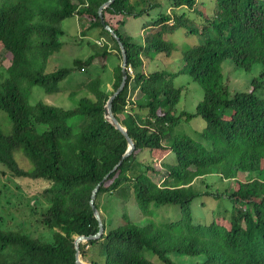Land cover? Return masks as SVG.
<instances>
[{"label": "trees", "instance_id": "obj_1", "mask_svg": "<svg viewBox=\"0 0 264 264\" xmlns=\"http://www.w3.org/2000/svg\"><path fill=\"white\" fill-rule=\"evenodd\" d=\"M107 1L0 0V62L11 60L6 81L0 82V112L11 125L7 135L0 127V167L7 168L12 179L33 180L32 186L44 183L38 190V205L45 210L41 223L54 231V243H46L4 230L0 223V264H77L76 237L100 230L91 205L93 192L128 150L127 138L105 117V106L123 80L122 65L115 73L114 90L103 87L100 77L90 81L91 96L80 99L76 110L32 106L28 94L38 87L57 95L71 75L67 70L44 74L47 60L62 49L61 22L68 18L87 20L88 32L100 31L114 44H90L93 53L85 62L76 61L77 69L107 68L114 50L122 59L120 43L105 29L99 13ZM160 1L117 0L104 10L127 50V68L134 72L128 71L127 86L113 112L136 149L103 182L95 203L100 210L101 195H133L139 218L125 211L122 223L108 229L101 215L106 233L82 243L81 256L89 264H264V95H257L264 85V0H214L199 31L186 14H163L144 26L145 43L122 31L128 19L149 15ZM195 5L196 0L170 1L171 11ZM181 27L189 35H210L183 52L179 74L148 71V53L155 50L169 57L175 44L167 35ZM225 60L244 71L260 64L261 79H253L249 91L231 95L221 73ZM181 75L190 76L203 91L194 114L177 109L183 88H177L174 79ZM23 84L28 89L20 87ZM196 116L205 122L200 140L174 135L181 121ZM17 154L31 163L29 170L20 166ZM170 154L176 163L166 162ZM210 176L237 182L223 190L206 182ZM196 178L203 180L206 191L196 190ZM14 184L22 192L17 198L23 199L20 182ZM204 195L229 199L230 215L209 216L202 207L206 216L195 218L192 204ZM152 203L179 204L180 217L158 223ZM142 216L144 224L139 222Z\"/></svg>", "mask_w": 264, "mask_h": 264}, {"label": "rangeland", "instance_id": "obj_2", "mask_svg": "<svg viewBox=\"0 0 264 264\" xmlns=\"http://www.w3.org/2000/svg\"><path fill=\"white\" fill-rule=\"evenodd\" d=\"M170 1L171 0H161L159 4L155 5V8L150 11L149 15H144L137 19L136 18L128 19L126 21V25L124 26V28H122V31L128 34L129 36H132L134 40L139 41L138 39H140L139 42L145 43L146 33L144 31V26L152 25L155 21H157L160 18L161 15L170 12H176V14L185 13L187 14L186 16L189 19L192 17L191 19L196 23L195 24V26L197 27L196 29L199 31L203 29L202 24L205 21L204 18L205 16L209 15V12L211 13L214 3V0H196L197 5H195L193 9L188 10L186 8H177V9L174 8L173 11H171L172 7L170 6ZM88 24L89 23L87 20L85 21L78 20L76 17H71L61 22V28L63 32L66 34L60 37L61 44H63L64 42L65 44L66 43L67 44L66 45L63 44L64 46L62 45L61 52H59L60 54L57 53V56L55 54L47 60L45 67L46 68L45 74H48V72L51 74L53 71L55 73L57 72V69L60 71L63 68L62 70L68 69L67 71H72L71 75L64 83L60 85V92L57 95L47 94V92L42 88H38V87H36L35 89L32 88L30 90V95L28 98L29 104L35 106L36 103L37 104L43 103L45 105L52 106L65 111L76 110L78 108L80 99L86 96H91L87 88L88 83L99 77L102 78L104 81L103 87H107L108 90H114L113 82L115 79V73L118 67L122 64V59L118 54L117 50H115L110 55L108 59V66L105 69L100 65H95L91 67L85 66L83 67V70H79L77 69V67H75L76 61L85 62L90 57V55L93 53L92 47L96 46L94 42H98L99 44L102 43L103 45L113 42L110 36L106 34L101 35L100 31L88 32L86 30ZM152 29L153 28H151V30ZM185 32H186L185 28H180V30L178 29L176 32L167 35V40H169L170 42L176 45L175 51L177 52L176 53L175 51L172 52L170 54L171 56L169 57H167L166 55L164 56V54H159L155 50L148 53V55L150 54L149 58H146L148 61L146 66L148 71L150 72L166 71L170 73L177 72L184 64V60L182 56L183 52H185V50H188V48H191L194 45L203 43V41L210 35L209 32H207L205 35L198 33L199 36L198 34H195L193 36V34L188 35V32L186 33ZM172 34L173 36L171 37L173 39L170 38V35ZM84 40H86V42ZM90 44H92V47L90 46ZM10 61L11 60L8 57H6L0 62L2 63L0 65V82H3L7 78V69L11 64ZM47 66L49 67V69ZM262 71L263 68L260 64L254 65L250 69V71L249 70L244 71L235 67L230 60H225L221 63V73L223 76V81L225 84H227L228 91L231 95L236 92L249 91L253 79L254 78L261 79L260 75ZM174 84L176 87H183V93L180 102L178 104L179 106H177L178 111L180 112L184 110L189 114H194L196 106L202 100V96H203L202 89L197 83H194L193 80H191V77L188 75L178 76L174 80ZM25 85L22 86L24 87V89L28 87L27 84ZM32 92L34 95L32 94ZM258 94L261 95L260 97H262V94L264 95V85L262 89L257 91V95ZM131 97H133V95ZM227 112L230 114L229 111ZM1 118L3 119V121L1 122L2 125L0 127H2L3 132L7 135L10 133L11 130L10 127L11 125H9L10 122L8 121L6 116L0 112V119ZM71 125H73V123H71ZM204 128H205V122L201 117L196 116L195 118L189 121H181L178 124V126L175 128L174 135L176 136L183 134L186 136H190L194 139L200 140V133ZM205 144L207 145V143ZM18 156L19 154L16 155L17 162H18ZM166 162L176 163L175 156L173 154H170V156L166 159ZM19 164L21 167H23L26 170H29L32 166L31 163L28 162V160L23 156H19ZM4 171L6 172V175L2 174ZM10 175L11 173L7 171V168H5L4 166L0 167V190H1L0 223H3L2 224L3 229L21 231L29 238H33L37 240L40 239V241L46 243H54V231L44 226L41 223V218H40L41 215H43V213L45 212V210L43 211L41 206L38 205L40 204L38 203V200H40L39 197H42V194L38 190L42 189L44 183L35 184L32 186L31 184L33 180H29L25 178L12 179L9 177ZM151 175H153L155 178L158 177V175H154L153 173H151ZM245 176L243 177V175H241L240 177L242 179H245ZM15 181L20 182L22 190L24 189L23 199L17 198L16 196V194H20L22 192L20 190V186L18 187L14 184ZM206 182L211 183V185H213V187L215 188L218 187L220 189L225 190L228 188H233L236 185L237 180L236 179L231 180L230 178L229 180H222L218 177L210 176L206 179ZM193 184L196 190L200 192L206 191V185L201 178H196ZM8 199L11 200L12 205H8V203H10ZM99 203H100L101 215L106 220L108 229H110L111 227L115 228V226H118L122 223V217L125 211H127L128 214L131 215L136 220L139 218V211L137 208L138 204L135 198L133 197V195H131L130 199H124V198H120L119 196L115 197L110 194H106V195L104 194L100 196ZM192 205H193L195 218L198 219L204 218L206 216L203 208L209 211V216H212L214 214L215 215L219 214L220 211L222 213L220 212L219 215H227V216L230 215L231 203L230 200L226 198L221 199L220 201L219 199H216L213 196L204 195V197L201 196L197 200H195ZM46 206L47 203H45L44 209L46 208ZM151 206L155 212V214H153L152 217L158 223L172 221V220L175 221L180 217L179 204L156 205L155 203H152ZM165 207H167V209ZM170 210L172 211V215L175 214L172 217ZM3 212H5V214ZM1 220L3 222H1ZM139 222L144 224L146 222V218L142 216V220ZM183 258L186 259L187 256ZM84 261L87 264H89V261L87 259L86 260L84 259Z\"/></svg>", "mask_w": 264, "mask_h": 264}, {"label": "water", "instance_id": "obj_3", "mask_svg": "<svg viewBox=\"0 0 264 264\" xmlns=\"http://www.w3.org/2000/svg\"><path fill=\"white\" fill-rule=\"evenodd\" d=\"M115 1L116 0L107 1L100 8V11H99L105 29L108 30L119 41L121 51H122V55H123V66H122L123 67V80H122V83H121L119 89L110 97L109 101L107 102V104L105 106V117L110 123H112L127 138L128 150L125 153V155L123 156L122 160L120 162H118L114 166V168L104 176V178L102 179V182L99 183V185L96 187V189L93 192L92 199H91V205H92L94 214H95V216L99 222L100 230L96 235H92V236L81 235V236L76 237L75 246H76V250H77V259H76L77 264H87L84 261L83 257L81 256L80 245L82 243H86L90 240H99V239L103 238L104 234L106 233V228H105V224L103 222L102 216H101V212L97 208L96 203H95L96 199H97V195L99 193V190H100L101 186L103 185V182L105 180H107L110 177V174L115 172L122 165V163L133 154V152L136 149L135 141L129 135L128 129L119 122V120L116 118V116L113 112L115 99L123 92V90L126 86V83H127V79H128V73H127V69H126L127 65H128L127 50H126L124 44L122 43V41L120 40V37L118 36L116 31L107 23V21L105 20V17H104V10L109 8Z\"/></svg>", "mask_w": 264, "mask_h": 264}, {"label": "bare ground", "instance_id": "obj_4", "mask_svg": "<svg viewBox=\"0 0 264 264\" xmlns=\"http://www.w3.org/2000/svg\"><path fill=\"white\" fill-rule=\"evenodd\" d=\"M116 1H117V0H116ZM113 4H114V3H113ZM196 5H197V3H196ZM152 8H153V7H152ZM152 8H151V9H152ZM196 9H197V8H196ZM203 9H204V8H203ZM208 9H209V8H208ZM208 9H207V10H208ZM183 10H185V9H183ZM209 10H210V9H209ZM197 11H198V10H197ZM204 11H205V10H204ZM205 12H206V11H205ZM183 14H185V13H183ZM196 14H197V13H196ZM206 14H207V13H206ZM186 15H187V14H186ZM189 15H190V14H189ZM197 15H198V14H197ZM158 16H159V15H158ZM158 18H159V17H158ZM186 18H187V17H186ZM191 18H192V17H191ZM191 18H190V19H191ZM191 20H192V19H191ZM192 22H193V21H192ZM200 22H202V21H200ZM152 25H153V24H152ZM120 28H121V27H120ZM181 28H182V27H181ZM194 28H195V27H194ZM187 29H188V28H187ZM179 30H180V29H179ZM120 31H121V30H120ZM152 31H153V30H152ZM158 31H159V30H158ZM66 32H67V31H66ZM78 32H79V31H78ZM175 32H176V31H175ZM186 32H189V31H186ZM186 32H185V33H186ZM122 33H123V32H122ZM190 33H191V32H190ZM195 33H196V32H195ZM195 33H193V36L195 35ZM67 34H68V33H67ZM64 35H66V34H64ZM64 35H63V36H64ZM80 35H81V34H80ZM184 35H185V34H184ZM188 35H189V34H188ZM67 36H68V35H67ZM81 36H82V35H81ZM171 36H173V34L170 35V38H172ZM198 36H199V34H198ZM82 37H83V36H82ZM87 37H88V36H87ZM196 37H197V36H196ZM85 38H86V37H85ZM142 38H143V36H142ZM145 38H146V37H145ZM187 38H188V37H187ZM80 39H81V38H80ZM86 39H87V38H86ZM91 39H92V38H91ZM172 39H173V38H172ZM172 39H171V40H172ZM81 40H82V39H81ZM138 40L140 41V39H138ZM149 40H150V39H149ZM149 40H148V41H149ZM198 40H199V39H198ZM198 40H197V41H198ZM84 41L86 42V40H84ZM91 41H92V40H91ZM146 41H147V40H146ZM187 41H189V40H187ZM88 42H89V41H88ZM149 42H150V41H149ZM174 42H176V41H174ZM199 42H201V41H199ZM170 43H172V42H170ZM186 43H187V42H186ZM197 43H198V42H197ZM63 44H65V42H64ZM63 44H62V45H63ZM66 44H67V43H66ZM66 44H65V45H66ZM199 44H200V43H199ZM180 45H182V44H180ZM190 45H191V44H190ZM63 46H64V45H63ZM175 46H176V45H175ZM186 46H188V45H186ZM197 46H198V45H197ZM183 48H184V47H183ZM116 49H117V48H116ZM119 49H120V48H119ZM167 49H168V48H167ZM188 49H189V48H188ZM183 50H184V49H183ZM183 50H182V51H183ZM165 51H166V50H165ZM165 51H164V52H165ZM174 51H175V50H174ZM174 51H173V52H174ZM185 51H187V50H185ZM57 52H58V51H57ZM60 52H61V51H60ZM162 52H163V51H162ZM167 52H168V51H167ZM176 52H177V51H175V53H176ZM178 52H180V51H178ZM149 53H150V52H149ZM59 54H60V53H59ZM154 54H157V53H154ZM165 54H166V53H165ZM167 55H168V54H167ZM56 56H57V54H56ZM147 56H148V57H146V58H149L150 54L147 55ZM153 56H155V55H153ZM164 56H165V55H164ZM170 56H171V55H170ZM182 56H183V55H182ZM146 60H147V59H146ZM150 60H151V59H150ZM158 60H159V59H158ZM164 60H166V59H164ZM53 61H55V60H53ZM156 61H157V60H156ZM172 61H173V60H172ZM147 62H148V61H147ZM152 62H153V61H152ZM159 62H160V61H159ZM161 62H162V61H161ZM164 63H165V62H164ZM167 63H168V62H167ZM49 64H50V63H49ZM81 64H82V62H81ZM83 64H84V63H83ZM146 66H147V65H146ZM47 67H48V66H47ZM58 68H59V67H58ZM45 69H46V68H45ZM48 69H49V67H48ZM60 69H61V68H60ZM62 69H63V68H62ZM62 69H61V70H62ZM67 70H68V69H67ZM47 71H48V70H47ZM57 71H59V70L57 69ZM173 71H174V69H173ZM175 71H176V70H175ZM249 71H250V70H249ZM84 72H85V71H84ZM163 72H164V71H163ZM7 73H8V72H7ZM52 73H54V71H53ZM52 73H51V74H52ZM158 73H159V72H158ZM167 73H168V72H167ZM31 74H33V73H31ZM44 74H45V73H44ZM44 74H43V76H45ZM48 74H50V73L48 72ZM51 74H50V75H51ZM178 74H179V72H178ZM8 75H10V74H8ZM33 75H34V74H33ZM36 75L38 76V74H36ZM53 75H54V74H53ZM25 76H26V75H25ZM174 76H177V74L174 75ZM9 77H10V76H9ZM175 78H176V77H175ZM10 79H11V78H10ZM16 79H17V78H16ZM254 79H255V78H254ZM26 80H27V79H26ZM191 80H192V78H191ZM1 81H2V80H1ZM5 81H6V80H5ZM194 81H195V80H194ZM25 82H26V81H25ZM25 82H24V83H25ZM27 82H29V81H27ZM196 82H197V81H196ZM194 83H195V82H194ZM4 85H5V83H4ZM24 85H25V84H23L22 86H24ZM188 85H189V84H188ZM16 86H17V84H16ZM22 86H20V87H22ZM25 86H26V85H25ZM126 86H127V84H126ZM30 87H31V86H30ZM248 87H249V86H248ZM23 88H24V87H23ZM182 88H183V87H182ZM5 89H6V88H5ZM17 89H18V88H17ZM26 89H28V88L26 87ZM34 89H35V88H34ZM18 90H19V89H18ZM20 90H21V88H20ZM20 90H19V91H20ZM30 90H31V89H30ZM124 90H125V89H124ZM4 91H5V90H4ZM9 91H10V90H9ZM9 91H8V92H9ZM14 91H16V89H15ZM28 91H29V90H28ZM28 91H27V94H28ZM24 92H25V91H24ZM261 92H263V91H261ZM261 92H260V93H261ZM3 93H4V92H3ZM11 93H12V92H11ZM13 93H14V92H13ZM122 93H123V92H122ZM5 94H6V93H5ZM5 94H4V95H5ZM14 94H15V93H14ZM32 94H33V92H32ZM132 94H133V93H132ZM28 95H30V94H28ZM33 95H34V94H33ZM112 95H113V94H112ZM258 95H259V94H258ZM259 96H261V95H259ZM28 97H29V96H28ZM32 97H35V96H32ZM95 99H96V98H95ZM28 100H29V99H28ZM90 100H91V99H90ZM36 104H37V103H36ZM36 104H35V105H36ZM178 106H179V105H178ZM177 108H178V107H177ZM183 111H184V110H183ZM186 113H187V112H186ZM192 119H193V118H192ZM197 121H198V120H197ZM198 122H199V121H198ZM184 124H185V123H184ZM9 125H10V124H9ZM182 125H183V124H182ZM10 127H11V126H10ZM188 128H189V127H188ZM10 131H11V130H10ZM122 164H123V163H122ZM246 174H248V172H247ZM220 175H221V174H220ZM242 175H243V177H244V174H242ZM110 176H111V174H110ZM240 176H241V174H240ZM240 176H239V178H241ZM246 176H247V175H246ZM105 181H106V180H105ZM36 199H37V198H36ZM108 203H109V202H108ZM218 206H219V205H218ZM165 208L167 209V207H165ZM168 208H169V207H168ZM216 208H217V207H216ZM0 209H1V208H0ZM166 209H165V210H166ZM172 210H175V209H172ZM34 211H35V210H34ZM170 211H171V210H170ZM170 211H168V212H170ZM165 212H166V211H165ZM165 212H164V213H165ZM218 212H219V211H218ZM220 212H221V211H220ZM220 212H219V214H220ZM3 213L5 214V212H3ZM170 213H171V217H172L173 215H175V214L172 215V211H171ZM174 213H175V212H174ZM221 213H222V212H221ZM33 215H34V214H33ZM4 216H5V215H4ZM7 216H8V215H7ZM10 216H11V215H10ZM35 216H36V215H35ZM40 218H41V217H40ZM7 227H8V226H7ZM32 239H33V238H32ZM39 240H40V239H39ZM95 241H96V240H95Z\"/></svg>", "mask_w": 264, "mask_h": 264}, {"label": "clouds", "instance_id": "obj_5", "mask_svg": "<svg viewBox=\"0 0 264 264\" xmlns=\"http://www.w3.org/2000/svg\"><path fill=\"white\" fill-rule=\"evenodd\" d=\"M111 26V25H110ZM112 27V26H111ZM113 28V27H112ZM116 31V30H115ZM169 41V40H168ZM138 43H142V42H139V41H137ZM101 45H102V43H101ZM195 46V45H194ZM115 51V50H114ZM113 51V52H114ZM118 51V50H117ZM122 52V51H121ZM119 54V53H118ZM11 63V62H10ZM122 66H123V55H122V64H121ZM128 66V65H127ZM127 69V73H128V71L131 73V74H133L134 72H133V70H132V68L131 67H129V68H126ZM179 71V70H178ZM177 71V72H178ZM122 72H123V67H122ZM156 72V71H155ZM177 72H175V73H177ZM168 73H170V72H168ZM175 73H170V74H175ZM128 77H129V75H128ZM176 79V78H175ZM174 79V80H175ZM115 80V79H114ZM127 81H128V79H127ZM127 84V83H126ZM177 88H179V87H177ZM119 89V88H118ZM125 89V88H124ZM117 91V90H116ZM115 91V92H116ZM124 91V90H123ZM114 92V93H115ZM110 99V98H109ZM116 100V99H115ZM109 101V100H108ZM117 118V117H116ZM118 119V118H117ZM120 122V121H119ZM121 123V122H120ZM123 125V124H122Z\"/></svg>", "mask_w": 264, "mask_h": 264}]
</instances>
